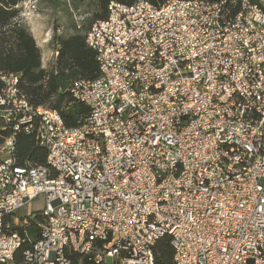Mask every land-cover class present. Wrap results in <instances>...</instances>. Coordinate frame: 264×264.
I'll return each mask as SVG.
<instances>
[{
	"label": "built area",
	"instance_id": "2783aa9c",
	"mask_svg": "<svg viewBox=\"0 0 264 264\" xmlns=\"http://www.w3.org/2000/svg\"><path fill=\"white\" fill-rule=\"evenodd\" d=\"M86 42L78 127L0 73V264L27 242L26 264H158L165 236L176 264H264V0L112 1ZM20 132L45 164L18 161Z\"/></svg>",
	"mask_w": 264,
	"mask_h": 264
},
{
	"label": "trees",
	"instance_id": "16d2710c",
	"mask_svg": "<svg viewBox=\"0 0 264 264\" xmlns=\"http://www.w3.org/2000/svg\"><path fill=\"white\" fill-rule=\"evenodd\" d=\"M112 1L132 4L138 0H96V12L88 23L72 22V32L55 35L56 61L48 68L42 65V52L33 34L21 21L19 5L22 0H0V73L20 74V87L35 105L47 106L61 113L68 127H78L89 114V108L77 100L71 87L80 79L95 80L100 75L96 52L86 42L87 32L92 25L109 14ZM160 5L168 0H148ZM256 1V0H253ZM3 82L0 78V88ZM2 120L0 118V124ZM18 161L21 164H45L47 150L39 145L33 134L20 132L16 139ZM45 218L37 215L28 226L31 241L39 238ZM27 242L17 251L14 264H26L24 249ZM158 264H176L174 249L168 236L159 239L155 246ZM74 264H89L79 255L73 254Z\"/></svg>",
	"mask_w": 264,
	"mask_h": 264
},
{
	"label": "rangeland",
	"instance_id": "374dc122",
	"mask_svg": "<svg viewBox=\"0 0 264 264\" xmlns=\"http://www.w3.org/2000/svg\"><path fill=\"white\" fill-rule=\"evenodd\" d=\"M19 8L21 21L35 37L45 61L54 50L56 34L71 33L73 21L81 25L87 24L97 10L96 0H22ZM43 208V201L37 198L20 214H30ZM112 263L113 259L107 258V264Z\"/></svg>",
	"mask_w": 264,
	"mask_h": 264
},
{
	"label": "crops",
	"instance_id": "0c3cea01",
	"mask_svg": "<svg viewBox=\"0 0 264 264\" xmlns=\"http://www.w3.org/2000/svg\"><path fill=\"white\" fill-rule=\"evenodd\" d=\"M54 52H57V50H52L51 51L49 58L46 59L47 61L44 60V57L42 58V61L43 62L45 61V63H42V65H43L44 68L50 67L56 61L58 55L57 56H54L52 54Z\"/></svg>",
	"mask_w": 264,
	"mask_h": 264
}]
</instances>
